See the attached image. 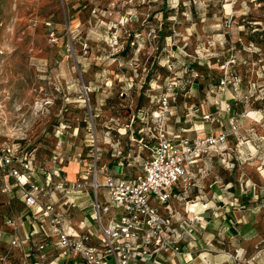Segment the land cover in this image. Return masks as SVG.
Listing matches in <instances>:
<instances>
[{
  "label": "rangeland",
  "instance_id": "obj_1",
  "mask_svg": "<svg viewBox=\"0 0 264 264\" xmlns=\"http://www.w3.org/2000/svg\"><path fill=\"white\" fill-rule=\"evenodd\" d=\"M165 92L174 107L171 131L192 126L191 138L224 133L212 154L215 170L233 187L255 185L264 212V0H0V145L31 155L42 183L52 174L58 185L67 176L58 177L57 168L81 164L76 180L87 177L90 196L73 207L55 192L72 226L79 215L99 233L91 218L93 142L98 168L140 175L150 152L138 137H148L143 129ZM193 188L190 198L199 193ZM106 196L101 187L102 203ZM21 197L19 188L5 191L0 178L1 251L42 241L19 246L11 237L9 220L23 211L3 205L22 207ZM111 216L121 219L122 209L111 208L104 222ZM260 224L264 253V213Z\"/></svg>",
  "mask_w": 264,
  "mask_h": 264
},
{
  "label": "built area",
  "instance_id": "obj_2",
  "mask_svg": "<svg viewBox=\"0 0 264 264\" xmlns=\"http://www.w3.org/2000/svg\"><path fill=\"white\" fill-rule=\"evenodd\" d=\"M226 84L227 81H222V85ZM234 86L237 90L236 82ZM159 99L160 108L152 111L151 122L143 129L147 130L148 137L139 139L142 148L150 152L143 162V174L125 179L109 174L107 168H98L100 149L97 141L92 144L95 166L91 187L95 198L91 203L93 219L98 225V245L91 244L90 235H72L65 224L63 211L55 202V192L59 190L67 198L64 204L75 207V198L69 200V197L88 192L87 177L82 175L76 181L62 177L60 183L55 185L52 174H49L46 185L40 186L31 178L37 175L41 167L33 159L22 156L18 147L0 145V178L5 182V191L19 188L25 205L38 215L43 231L47 234L48 231L53 232L63 256L73 257L72 261L61 264H112L111 259L114 264H134V256L140 247H144L150 257L158 251L175 256L182 254L185 233L171 236L172 218L163 215L159 207L168 203L181 181L189 178L199 157L209 148L218 149L227 136L224 133H208L191 138L183 134L185 130L171 131L168 121L174 116V107L169 93L161 94ZM225 106L231 110L229 103ZM204 118L211 119V115H204ZM57 161L62 164L64 158L59 157ZM56 170V175L61 177L62 169L59 167ZM99 173L105 175L102 184ZM101 187L107 190L109 196L108 201L103 203L99 198ZM111 208L122 209L123 216L121 219L111 216L105 223L103 216ZM199 220L200 217L196 215L183 224L190 226ZM9 223L17 229L14 220H9ZM14 243H17L16 237ZM46 246L43 243L39 249L44 250ZM148 247H153V253L149 252ZM238 254L236 250L230 254V258L238 262Z\"/></svg>",
  "mask_w": 264,
  "mask_h": 264
},
{
  "label": "crops",
  "instance_id": "obj_3",
  "mask_svg": "<svg viewBox=\"0 0 264 264\" xmlns=\"http://www.w3.org/2000/svg\"><path fill=\"white\" fill-rule=\"evenodd\" d=\"M181 130H185L183 134L188 136L187 133L190 130L192 132L195 128L192 126L181 127L173 131ZM213 152H217V149L209 148L199 157L198 162L191 169L189 178L186 181H181L168 203L159 207L163 215L172 218L171 236L176 237L180 233H185L182 254L175 256L158 251L150 257L148 255L150 253H147L144 247H140L134 256V264H241L243 261H247L249 264H264V253L259 250L261 233L263 232L260 222L264 213L260 211L262 204L259 199V191L255 185H248V183L244 187L242 184L240 188L233 187V180L230 177H226L223 173L215 170L212 164ZM221 155L223 153H220ZM117 164L122 165L119 162ZM80 166L78 161H70L60 168L68 180L74 181ZM101 168L108 167L102 166ZM110 174L125 179L139 176L127 177L126 173L123 176H117L112 172ZM197 177L199 180L196 179ZM31 181L40 186L46 185V181L42 183L38 175L31 178ZM190 185L199 191L193 198L189 196ZM105 191L107 194L106 201H108L109 196L106 189ZM83 196L89 197L90 191L77 195L75 201ZM187 198L189 199L184 206V203L180 201ZM21 200L24 208L23 205L21 207L15 203L2 206L8 211L18 209L23 211L18 214L17 220H15L17 229L11 237L17 238L19 246L22 244L31 245L38 236L41 237L42 241L35 247L31 245L32 248L26 246L24 249L12 252L0 250V264H61L72 261L73 257L63 256L54 233L51 231H48V234L45 233L38 215L25 205L23 197ZM77 204L78 201L76 207ZM62 211L65 224L72 235H90L91 244H99L98 234L94 232L86 219H82L78 215L80 220L76 226H72L71 221L66 216L65 207ZM196 215L200 217V222L192 223L190 226L183 224ZM91 218L94 221L93 212ZM43 243L47 246L44 250H40L39 246ZM147 249L153 253V247ZM236 250L239 251V263L230 258V254H234ZM43 255L46 257L42 258Z\"/></svg>",
  "mask_w": 264,
  "mask_h": 264
},
{
  "label": "trees",
  "instance_id": "obj_4",
  "mask_svg": "<svg viewBox=\"0 0 264 264\" xmlns=\"http://www.w3.org/2000/svg\"><path fill=\"white\" fill-rule=\"evenodd\" d=\"M20 149V148H19ZM21 153H22V156H26V157H29V158H31L32 159V156L31 155H29L28 153H23V151L21 150ZM22 193V192H21ZM23 197V196H22Z\"/></svg>",
  "mask_w": 264,
  "mask_h": 264
}]
</instances>
